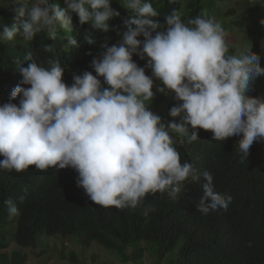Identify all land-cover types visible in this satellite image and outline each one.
<instances>
[{
	"label": "clouds",
	"instance_id": "obj_1",
	"mask_svg": "<svg viewBox=\"0 0 264 264\" xmlns=\"http://www.w3.org/2000/svg\"><path fill=\"white\" fill-rule=\"evenodd\" d=\"M65 4L62 9L52 0H11L12 22L0 23V41L20 35L26 53V66H19L20 85L10 101L0 105V170L72 168L78 173V187L105 208L135 209L145 198L155 199L149 194L175 200L195 192L202 197L196 205L201 214L227 211L232 197L215 190L211 173H203L205 183L200 180L192 160L181 154L179 136L193 143L197 130L203 129L213 133L214 141L242 137L238 148L245 159L254 141H264V96L249 95L253 86L262 88L259 83H264V47L252 51L244 45L231 51L228 33L215 17L197 15L185 23L176 9L164 17L167 27L162 29L151 0H123L131 15L123 21L121 39L101 46V55L91 61L95 75L73 74L68 85L61 61L49 58L43 66L29 43L41 33L55 41L61 30L72 32L73 13L81 25L108 33L109 21L120 13L111 7L112 0ZM260 13L264 15L262 7ZM63 39V56L96 44L91 34L83 43L72 36ZM53 47L46 44L44 51ZM134 56L146 59L150 76ZM157 93L162 98L151 111ZM169 94L177 103L169 110L172 120L165 122L154 111ZM17 98L18 105L12 102ZM174 141L180 145L177 149ZM194 182L201 185L203 196L189 186ZM4 204L10 216L19 215L11 198Z\"/></svg>",
	"mask_w": 264,
	"mask_h": 264
},
{
	"label": "trees",
	"instance_id": "obj_2",
	"mask_svg": "<svg viewBox=\"0 0 264 264\" xmlns=\"http://www.w3.org/2000/svg\"><path fill=\"white\" fill-rule=\"evenodd\" d=\"M195 1L189 12L181 15L185 23L197 15H205L202 1ZM52 2L66 8L65 0ZM151 2L159 13L157 19L162 29L167 27L164 17L173 9L182 14L183 0ZM111 7L120 16L109 21L108 33L94 31L88 24L81 25L73 13L72 32L61 30L55 41L41 33L29 43L34 58L43 66H47L49 58L59 59L65 68L63 80L68 85L73 82V74L89 71L95 75L92 59L101 55L103 44L112 46L121 39L126 31L123 21L130 15L119 0ZM12 15L11 5H0V23L10 25ZM86 34L93 35L95 45L86 44L81 49L69 50L65 56L61 54L66 44L64 36L83 43ZM46 44L54 46L51 52L44 51ZM23 51L25 41L20 35L13 41H0V105L9 102L12 90L20 85L19 66H26ZM133 60L148 72L146 59L134 56ZM249 95L260 97L264 93L255 85ZM19 99L12 102L18 105ZM197 131V141L188 143L187 136L180 135L182 147L177 141L174 147H179L181 154L192 160L203 183L206 182L203 173L209 172L215 190L232 197L227 211L201 214L196 205L202 197L195 192L175 200L169 195L149 194L155 199L145 198L135 209L105 208L92 202L78 187V173L72 168H51L45 172L30 166L21 173L0 170V264H29L25 250L37 248L39 238L44 235L83 237L85 247L96 242L116 253L122 263L144 264L147 249L143 243H150L149 250L158 264L164 261L167 264H264V141H254L245 159L238 148L242 137L232 136L221 142L212 140L210 131ZM189 186L203 196L201 185L194 182ZM21 197H24L22 201ZM9 198L19 215H9L4 204ZM145 209L152 210L145 215ZM13 244L17 249L12 250ZM179 247L177 263L173 256ZM69 259L76 262L75 255Z\"/></svg>",
	"mask_w": 264,
	"mask_h": 264
},
{
	"label": "rangeland",
	"instance_id": "obj_3",
	"mask_svg": "<svg viewBox=\"0 0 264 264\" xmlns=\"http://www.w3.org/2000/svg\"><path fill=\"white\" fill-rule=\"evenodd\" d=\"M116 0H112V4ZM123 5V0H119ZM204 8V14L208 17H215L219 21L225 31L228 33V39L232 45L231 51L248 45L252 51L257 47H264V24L260 21L264 20V15L260 13L262 7L264 12V0H201ZM62 4V1H59ZM195 0H183L182 16L189 12L191 4ZM5 3L11 4V0H0V5ZM130 13V12H129ZM131 15V13H130ZM143 39V37H139ZM264 62V58L262 60ZM151 75V71L147 72ZM159 84V81L155 82ZM261 84L264 89V83ZM155 91V88L153 89ZM264 93V91H263ZM162 94L157 93L150 104V110L156 100H160ZM177 102L172 94H169L161 103L154 113L162 117L165 122H170L169 110L175 106ZM179 139V138H178ZM182 143V140L179 139ZM49 238L47 236L39 239V247L28 249L29 264H135L133 262L122 263L116 253L110 251L98 243H91L90 246H84L85 239L83 237ZM150 243H144L147 254L144 264H158L155 257L149 250ZM180 248L174 252L173 260L178 263ZM17 249L16 246L12 250ZM130 253V251H128ZM72 255L76 256V262L69 259ZM161 264H167V261Z\"/></svg>",
	"mask_w": 264,
	"mask_h": 264
}]
</instances>
